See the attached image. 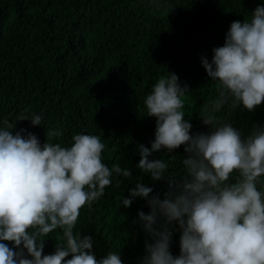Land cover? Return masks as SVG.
Segmentation results:
<instances>
[{"label": "trees", "instance_id": "obj_1", "mask_svg": "<svg viewBox=\"0 0 264 264\" xmlns=\"http://www.w3.org/2000/svg\"><path fill=\"white\" fill-rule=\"evenodd\" d=\"M258 5L264 0H0V127L7 119L14 134L26 129L41 144L47 129H59L63 136L52 142L62 146H70L77 133L97 135L105 144L103 162L132 171L130 178L114 174L104 196L81 209L74 231L92 237L97 259L113 251L122 264H142L145 241L153 240L138 213H149L150 206L142 197L129 207L120 201L138 182L163 199L168 178L183 174L184 145L149 157L168 163L163 180L137 167L138 145L150 147L156 129L144 98L158 79L175 73L189 88L182 111L190 134L208 133L200 111L217 92L202 57L210 62L230 24L250 19ZM33 114L42 116L41 125L18 120ZM216 115L246 137L253 126L264 127V102L254 111L225 105ZM180 234L174 226V256ZM60 235L57 229L44 238V255L55 252Z\"/></svg>", "mask_w": 264, "mask_h": 264}, {"label": "clouds", "instance_id": "obj_2", "mask_svg": "<svg viewBox=\"0 0 264 264\" xmlns=\"http://www.w3.org/2000/svg\"><path fill=\"white\" fill-rule=\"evenodd\" d=\"M212 52L210 62L202 57L217 92L200 111L202 123L211 126L208 133L190 134L192 125L182 111L189 88L175 73L158 79L143 100L156 129L150 147L138 145L137 167L163 180L168 163L149 157L181 145L188 155L182 159L181 178H168L163 199L150 196L153 188L138 182L120 201L129 207L142 197L150 206L149 213H138L153 240L145 241L142 264H264V127L253 126L242 137L216 115L225 105L254 111L264 102V6L258 5L250 19L233 21L223 46ZM18 120L42 124L40 114ZM2 124L0 264H122L118 252L97 259L92 237L74 229L81 209L104 196L114 174L130 178L132 171L103 162L105 144L97 135L77 133L70 146H62L52 142L63 136L62 130L47 129L41 144L26 129L14 134L15 125L7 119ZM174 226L181 232L175 256L170 251ZM57 229L55 252L44 255V238Z\"/></svg>", "mask_w": 264, "mask_h": 264}]
</instances>
